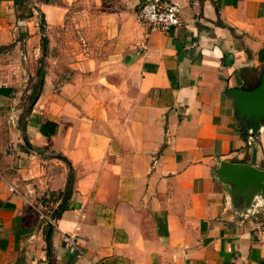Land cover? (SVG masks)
I'll return each mask as SVG.
<instances>
[{
  "label": "crops",
  "instance_id": "obj_1",
  "mask_svg": "<svg viewBox=\"0 0 264 264\" xmlns=\"http://www.w3.org/2000/svg\"><path fill=\"white\" fill-rule=\"evenodd\" d=\"M167 1L182 8L169 33L126 9L96 43L45 58L23 118L17 90L46 37L34 12L63 14L0 0V264H264V198L217 176L264 171V121L246 130L228 96L260 82L264 0Z\"/></svg>",
  "mask_w": 264,
  "mask_h": 264
},
{
  "label": "rangeland",
  "instance_id": "obj_2",
  "mask_svg": "<svg viewBox=\"0 0 264 264\" xmlns=\"http://www.w3.org/2000/svg\"><path fill=\"white\" fill-rule=\"evenodd\" d=\"M36 2L42 1L48 3L54 11L60 16L63 14L60 24H52L55 19H45L43 26L38 18V13L34 12L37 17V29L44 32L46 31V52L43 57L42 50L38 52L35 58L42 60V69L45 72V58H57L59 59L60 54L68 57L71 52L75 51L77 46H91L96 43L99 38L106 35V24L108 18L115 13L122 10H135L138 12L139 6H134L133 0H33ZM29 2V1H28ZM32 6L29 4H22L20 15L25 17ZM38 23L40 26L38 27ZM47 27L54 28V31L47 30ZM48 32V33H47ZM38 45V44H37ZM36 45V46H37ZM39 46V45H38ZM52 46V47H51ZM51 47L52 49H49ZM63 49L62 53L61 50ZM72 50V51H71ZM71 53V54H72ZM26 85L19 87L17 90L18 105H20V117L25 116V112L29 105L32 103L30 95L34 92H39L40 89L36 87V82L31 83L25 81ZM28 90L30 92H28ZM16 91V90H15Z\"/></svg>",
  "mask_w": 264,
  "mask_h": 264
},
{
  "label": "water",
  "instance_id": "obj_3",
  "mask_svg": "<svg viewBox=\"0 0 264 264\" xmlns=\"http://www.w3.org/2000/svg\"><path fill=\"white\" fill-rule=\"evenodd\" d=\"M228 96L234 100L239 119L245 129L256 133L259 123L264 121V71L255 89L251 91L232 89L228 92ZM217 176L223 184L228 182L235 184L242 193L253 186L264 198V171L262 170L249 165H232L224 162L219 166Z\"/></svg>",
  "mask_w": 264,
  "mask_h": 264
},
{
  "label": "built area",
  "instance_id": "obj_4",
  "mask_svg": "<svg viewBox=\"0 0 264 264\" xmlns=\"http://www.w3.org/2000/svg\"><path fill=\"white\" fill-rule=\"evenodd\" d=\"M136 18L150 32L169 33L182 23V8L167 0H148L138 10ZM48 226L54 225V219L44 217ZM74 245L72 239L66 240Z\"/></svg>",
  "mask_w": 264,
  "mask_h": 264
},
{
  "label": "trees",
  "instance_id": "obj_5",
  "mask_svg": "<svg viewBox=\"0 0 264 264\" xmlns=\"http://www.w3.org/2000/svg\"><path fill=\"white\" fill-rule=\"evenodd\" d=\"M27 1V0H25ZM22 0H15V5L22 6ZM36 12L39 15V19L41 22V26H43L44 24V18H43V14L40 13L38 10H36ZM33 15L32 10L28 12V14L25 17H31ZM41 50H42V54L43 57L45 56V52H46V40L45 38H42V43H41ZM40 67L37 69V73H36V87L38 89H40L41 87V83H42V79L45 75L43 69H42V60L39 61ZM258 86V85H257ZM39 95V92H34L30 95V98H32V101L36 98V96ZM69 165V164H68ZM73 183H74V178H73V173H72V169L69 167V174H68V179H67V184L66 187L64 189L63 192H60L58 194V196L60 197V204L57 206V208H55L52 213H51V218L54 220H58L61 216V214L63 213V211L66 209L67 207V203L71 197L72 194V189H73ZM49 229H51L50 226H48ZM48 249L50 250V248L48 247Z\"/></svg>",
  "mask_w": 264,
  "mask_h": 264
}]
</instances>
